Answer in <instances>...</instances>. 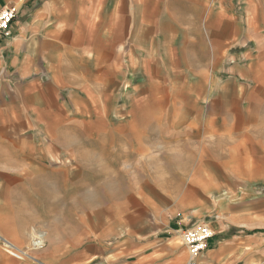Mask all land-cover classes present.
<instances>
[{
  "label": "crops",
  "instance_id": "obj_1",
  "mask_svg": "<svg viewBox=\"0 0 264 264\" xmlns=\"http://www.w3.org/2000/svg\"><path fill=\"white\" fill-rule=\"evenodd\" d=\"M9 7L0 264H264V0Z\"/></svg>",
  "mask_w": 264,
  "mask_h": 264
},
{
  "label": "built area",
  "instance_id": "obj_2",
  "mask_svg": "<svg viewBox=\"0 0 264 264\" xmlns=\"http://www.w3.org/2000/svg\"><path fill=\"white\" fill-rule=\"evenodd\" d=\"M17 16L15 7L5 8L0 11V36L8 37L11 35V24ZM213 232L208 224L196 223L188 229L181 232L182 243L187 247L190 254V263L197 264L198 258L208 249L209 240L213 237ZM42 243L40 238L34 242V245ZM9 252L15 256H20L19 252L11 245H7Z\"/></svg>",
  "mask_w": 264,
  "mask_h": 264
},
{
  "label": "bare ground",
  "instance_id": "obj_3",
  "mask_svg": "<svg viewBox=\"0 0 264 264\" xmlns=\"http://www.w3.org/2000/svg\"><path fill=\"white\" fill-rule=\"evenodd\" d=\"M43 237V236H42ZM41 239V238H40ZM35 241V240H34ZM38 244H41V242L39 241ZM36 249V248H35Z\"/></svg>",
  "mask_w": 264,
  "mask_h": 264
}]
</instances>
